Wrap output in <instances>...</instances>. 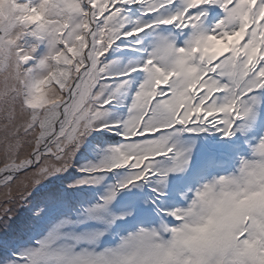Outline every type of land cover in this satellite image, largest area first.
Wrapping results in <instances>:
<instances>
[{
  "label": "snow or ice",
  "instance_id": "snow-or-ice-1",
  "mask_svg": "<svg viewBox=\"0 0 264 264\" xmlns=\"http://www.w3.org/2000/svg\"><path fill=\"white\" fill-rule=\"evenodd\" d=\"M122 49L141 59L117 70ZM105 131L120 142L74 179ZM0 248V264H264V0H0Z\"/></svg>",
  "mask_w": 264,
  "mask_h": 264
},
{
  "label": "rangeland",
  "instance_id": "rangeland-1",
  "mask_svg": "<svg viewBox=\"0 0 264 264\" xmlns=\"http://www.w3.org/2000/svg\"><path fill=\"white\" fill-rule=\"evenodd\" d=\"M136 15H139L137 12ZM126 44H131L132 41H124ZM141 59L139 54L133 53L131 49H122L114 51L110 57L109 62L114 61V69L122 70L129 64L135 63ZM138 83V82H137ZM137 83L132 84V88L135 89ZM131 94H122L119 100L114 101L112 105L109 106V118L119 119L126 117L127 108L130 105ZM120 142V138L115 136L113 133L105 131L103 133H93L88 136L84 143L81 145L79 152L76 155L75 167L69 171L74 174V179H79L83 174L79 173L77 169L79 167L88 165L89 163H99L107 154L108 150ZM67 175V174H66ZM55 182V181H54ZM87 188V186H85ZM95 191H103V186H100L96 190L89 189L90 194L94 195ZM39 195V193H37ZM29 215V210L23 208L21 211V218L14 219L16 222H23L24 219ZM13 228L18 227L17 224H12ZM5 250L0 248V257L5 254Z\"/></svg>",
  "mask_w": 264,
  "mask_h": 264
},
{
  "label": "bare ground",
  "instance_id": "bare-ground-1",
  "mask_svg": "<svg viewBox=\"0 0 264 264\" xmlns=\"http://www.w3.org/2000/svg\"><path fill=\"white\" fill-rule=\"evenodd\" d=\"M22 209H23V208H21V209L18 210V214H17V216H16L15 218H13V220H12V222H11L12 224L20 225V224L22 223V222H19V223H18V221L16 222V221L14 220V219L21 218L20 215H21V211H22ZM5 254H6V253H5ZM5 254H3L2 256H4ZM2 256H1V257H2Z\"/></svg>",
  "mask_w": 264,
  "mask_h": 264
}]
</instances>
